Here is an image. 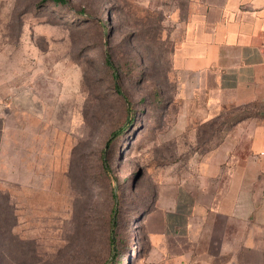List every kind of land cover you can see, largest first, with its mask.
Returning a JSON list of instances; mask_svg holds the SVG:
<instances>
[{"label": "rangeland", "instance_id": "rangeland-1", "mask_svg": "<svg viewBox=\"0 0 264 264\" xmlns=\"http://www.w3.org/2000/svg\"><path fill=\"white\" fill-rule=\"evenodd\" d=\"M188 10L0 0V264H142L150 212L227 181L220 147L249 139L251 112L186 117L171 57Z\"/></svg>", "mask_w": 264, "mask_h": 264}, {"label": "crops", "instance_id": "crops-1", "mask_svg": "<svg viewBox=\"0 0 264 264\" xmlns=\"http://www.w3.org/2000/svg\"><path fill=\"white\" fill-rule=\"evenodd\" d=\"M179 25L171 61L186 117L249 111L234 127L249 139L221 145L230 164L211 173L227 180L213 193L177 194L147 215L142 264H264V0H189ZM238 144L248 154L226 148Z\"/></svg>", "mask_w": 264, "mask_h": 264}, {"label": "trees", "instance_id": "trees-1", "mask_svg": "<svg viewBox=\"0 0 264 264\" xmlns=\"http://www.w3.org/2000/svg\"><path fill=\"white\" fill-rule=\"evenodd\" d=\"M53 1L54 2H57V3L65 2V0H53ZM107 63L109 65H111V66L113 65L112 60H111L110 57H107ZM116 88L119 91V93H121V94L124 95V93H123V91L121 89L120 83L116 82ZM124 97H126V96H124ZM243 112H245V111H243ZM250 116H252L250 113L244 114V116L241 117L240 119H238V121L235 122V124L238 123V122H240V121H242L243 119L249 118ZM115 243H116L115 236L113 234H111V236H110V245H111V247H112L113 250H114L113 247H114Z\"/></svg>", "mask_w": 264, "mask_h": 264}]
</instances>
